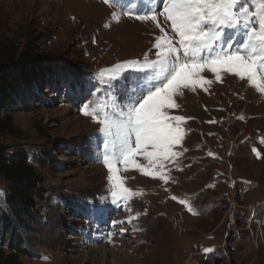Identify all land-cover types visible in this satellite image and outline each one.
<instances>
[{
	"label": "rangeland",
	"instance_id": "rangeland-1",
	"mask_svg": "<svg viewBox=\"0 0 264 264\" xmlns=\"http://www.w3.org/2000/svg\"><path fill=\"white\" fill-rule=\"evenodd\" d=\"M115 5L0 0V39L43 61L39 83L12 114L21 138L0 141L8 157H26L47 192L37 206L39 224L20 231L28 253L20 263L264 264V95L234 76L216 82L205 72L213 81L207 92L185 89L175 98L179 107L170 114L186 118L187 134L176 149L183 154L168 163L169 183L122 171L126 186L143 194L127 205L112 203L109 174L96 159L100 126L81 108L89 101L111 104L109 92L123 104L124 86L146 73L124 70L111 89L98 73L145 53L154 59L160 35L151 22L123 14L142 10L144 0ZM8 192L0 178L1 204ZM172 196L187 199L197 214Z\"/></svg>",
	"mask_w": 264,
	"mask_h": 264
},
{
	"label": "snow or ice",
	"instance_id": "snow-or-ice-1",
	"mask_svg": "<svg viewBox=\"0 0 264 264\" xmlns=\"http://www.w3.org/2000/svg\"><path fill=\"white\" fill-rule=\"evenodd\" d=\"M103 2L116 6L115 0ZM144 4L142 10L129 9L123 14L151 22L159 29L160 35L152 45L155 58L145 53L142 60L117 63L98 77L111 89L110 81L124 70L146 75L124 86L123 104L109 92L111 104L89 101L81 108L82 115L100 126L102 148L98 144L96 159L107 169V191L117 205H127L143 194L126 186L122 171L135 170L169 183L168 163H175L183 154L176 149L182 147L187 134L183 127L186 118L171 115L170 110L179 107L175 98L185 89L208 91L213 81L203 73H212L216 82H221L225 74L234 76L264 95V0H144ZM158 17L170 25L171 34ZM112 19L119 23L118 13H112ZM171 198L197 214L187 199ZM136 218L132 216L128 222Z\"/></svg>",
	"mask_w": 264,
	"mask_h": 264
},
{
	"label": "trees",
	"instance_id": "trees-1",
	"mask_svg": "<svg viewBox=\"0 0 264 264\" xmlns=\"http://www.w3.org/2000/svg\"><path fill=\"white\" fill-rule=\"evenodd\" d=\"M27 49H12L0 39V141L3 137L21 138L12 114L20 111V105L39 83L38 66L43 61ZM0 178L9 186L4 203H0V264H21L20 257H27L28 253L20 231L24 229L25 233L29 225L39 224L37 206L45 201L47 192L26 157L22 154L8 157L1 142Z\"/></svg>",
	"mask_w": 264,
	"mask_h": 264
},
{
	"label": "bare ground",
	"instance_id": "bare-ground-1",
	"mask_svg": "<svg viewBox=\"0 0 264 264\" xmlns=\"http://www.w3.org/2000/svg\"><path fill=\"white\" fill-rule=\"evenodd\" d=\"M95 10V9H94ZM101 12V11H100ZM107 12H108V10H107Z\"/></svg>",
	"mask_w": 264,
	"mask_h": 264
}]
</instances>
